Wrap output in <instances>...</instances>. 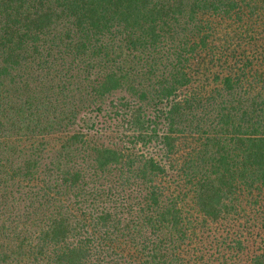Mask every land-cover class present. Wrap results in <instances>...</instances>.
<instances>
[{
	"label": "trees",
	"instance_id": "1",
	"mask_svg": "<svg viewBox=\"0 0 264 264\" xmlns=\"http://www.w3.org/2000/svg\"><path fill=\"white\" fill-rule=\"evenodd\" d=\"M0 264H264V0H0Z\"/></svg>",
	"mask_w": 264,
	"mask_h": 264
}]
</instances>
